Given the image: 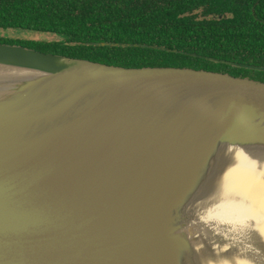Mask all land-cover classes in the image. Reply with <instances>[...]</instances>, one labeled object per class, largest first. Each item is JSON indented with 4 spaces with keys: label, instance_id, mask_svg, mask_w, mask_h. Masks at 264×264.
<instances>
[{
    "label": "water",
    "instance_id": "95a60500",
    "mask_svg": "<svg viewBox=\"0 0 264 264\" xmlns=\"http://www.w3.org/2000/svg\"><path fill=\"white\" fill-rule=\"evenodd\" d=\"M240 153L263 81L0 44V264H264Z\"/></svg>",
    "mask_w": 264,
    "mask_h": 264
},
{
    "label": "trees",
    "instance_id": "16d2710c",
    "mask_svg": "<svg viewBox=\"0 0 264 264\" xmlns=\"http://www.w3.org/2000/svg\"><path fill=\"white\" fill-rule=\"evenodd\" d=\"M0 44L109 66L264 82V0H0Z\"/></svg>",
    "mask_w": 264,
    "mask_h": 264
},
{
    "label": "bare ground",
    "instance_id": "6f19581e",
    "mask_svg": "<svg viewBox=\"0 0 264 264\" xmlns=\"http://www.w3.org/2000/svg\"><path fill=\"white\" fill-rule=\"evenodd\" d=\"M238 168L235 171H231L230 174L226 175V178H231V180L241 179L244 181L241 187L244 188V196L249 199L252 204L250 208H246L249 215L258 216L260 222H264V170L255 175L259 168H255L254 162L251 160L252 157L246 154L240 153L237 156ZM232 169V168H231ZM240 172L237 174V172ZM256 171V172H254ZM254 173V174H253ZM263 216V220H262ZM262 220V221H261ZM260 228L264 231L263 224H258Z\"/></svg>",
    "mask_w": 264,
    "mask_h": 264
},
{
    "label": "rangeland",
    "instance_id": "374dc122",
    "mask_svg": "<svg viewBox=\"0 0 264 264\" xmlns=\"http://www.w3.org/2000/svg\"><path fill=\"white\" fill-rule=\"evenodd\" d=\"M34 35H37V37H45V36H47V34H40V33H37V34H34ZM47 40H56L55 38H54V36H48L47 38H46ZM262 227L264 226V225H261Z\"/></svg>",
    "mask_w": 264,
    "mask_h": 264
}]
</instances>
